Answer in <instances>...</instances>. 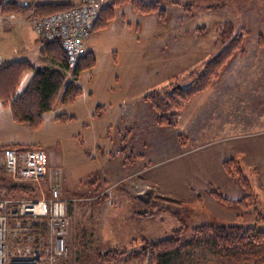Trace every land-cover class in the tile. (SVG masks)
<instances>
[{
	"label": "rangeland",
	"instance_id": "374dc122",
	"mask_svg": "<svg viewBox=\"0 0 264 264\" xmlns=\"http://www.w3.org/2000/svg\"><path fill=\"white\" fill-rule=\"evenodd\" d=\"M60 1L63 0H29V4L75 5L79 0ZM109 2L111 0L102 1L104 5ZM159 2L165 10L164 19L155 12L142 13L122 4L115 10L116 17L113 18V12L104 28L92 30L87 41L93 43L95 65L81 70L78 75L76 82L82 89L81 94L72 103H62V88L53 108L43 115L36 129L13 121L9 108L0 107V199L7 202L5 214L9 219L3 264H149L153 260L146 255L128 256L141 250L145 244L142 239L176 235H180V240L189 239L196 230L193 217H189L192 213L188 212L191 202L167 196L150 180L147 171L213 138L216 131L208 129H215L219 121H210L206 116L203 128L200 127L199 142L191 141L190 130L182 127L184 108L178 117V129L169 131L167 127L155 125V114L144 96L173 81L187 85L188 73L220 50L223 43L216 31L219 25H234L233 34L242 35L243 53L234 52L231 60L222 66L218 80L210 83L214 97L206 104L204 113L212 112L219 119L232 113L234 121L244 130L240 134L264 122V0ZM178 4H190V12H185ZM206 6L213 9H203ZM31 11L23 15L14 13L13 20L0 25L15 24L9 30L12 44L21 40L18 27L24 33V41L18 45L19 53L9 60L54 67L50 59L39 55L38 47L48 40L37 37L33 30L35 19L49 13L34 15ZM123 12H127L125 20L119 14ZM5 14L0 11V15ZM22 17L28 21L17 26ZM32 74V70L23 74L17 92L26 87ZM148 77H155V81ZM227 88L230 90L226 91ZM221 94L237 100L224 99ZM124 99L131 108L123 109ZM194 101L190 104L191 110L198 105V99ZM63 114L71 118L58 119ZM220 133L218 136H223ZM12 144L18 145L15 148H40L47 153L46 175L38 182L27 183L32 190L30 193L14 188L11 176L4 169L3 151ZM53 198L65 202L69 219L64 238L66 254L54 261L51 255L55 239L48 217L16 214L24 204ZM196 200L201 206L202 200ZM257 208L254 202L249 214L222 223L257 225L264 229V222L256 221L260 216ZM112 249L126 253L121 256L115 251L104 255ZM193 252L199 264H220L221 257L212 255L206 246L195 248ZM186 261L188 259L185 264ZM169 264L181 263L174 258Z\"/></svg>",
	"mask_w": 264,
	"mask_h": 264
},
{
	"label": "trees",
	"instance_id": "16d2710c",
	"mask_svg": "<svg viewBox=\"0 0 264 264\" xmlns=\"http://www.w3.org/2000/svg\"><path fill=\"white\" fill-rule=\"evenodd\" d=\"M122 4H128L133 9L142 13L158 14L160 19H164L165 10L160 7L159 0H111L108 4H101L97 10V21L92 26L94 29L104 28L107 20L113 15V8ZM70 3H43L38 5H30L29 3H18L16 1H0V11L5 13H15L23 15L29 11H33L34 15H43L45 13H53L52 11H60L70 7ZM181 5V4H178ZM185 12H190L191 5L180 6ZM203 9L212 10L213 7L206 6ZM31 11V12H32ZM112 13V14H111ZM234 25L224 23L219 25L216 31L219 33L220 42L223 43L220 50L208 61L200 63L194 70L188 73L187 85H181L177 81L170 82L165 86L156 88L155 91L147 93L144 100L149 104L150 109L155 114V125L158 127H167L175 131L178 129V117L180 111L185 107L195 95L206 90L211 82L217 81L222 66L231 60L234 52L243 53L242 35L240 33L233 34ZM199 32V31H198ZM262 43V37L259 41ZM46 46L53 47L56 52L51 55L58 58L60 68L54 69L50 67H35L28 62H13L0 65V103L7 105L11 112L13 121L17 123H26L30 128L36 129L43 120V115L50 111L56 103L60 91L62 103H72L81 94L82 89L76 80L81 70L90 69L95 63L92 52H85L72 68L68 67L67 57L60 48L57 41H49ZM71 70L70 77L65 72ZM26 70H33V75L27 83L26 87L17 92V87L22 73ZM71 116L59 115L58 119L68 120ZM182 135H177L180 138ZM13 145V144H12ZM18 145H8L6 147H14ZM5 147V148H6ZM4 148V149H5ZM223 167L227 174L236 179L244 191V196L231 200L217 193L209 192V194L223 208L233 211L237 216L249 214L250 206H254L256 195L250 183V175L255 172L245 170L241 164L239 157H232L223 161ZM247 171V173L245 172ZM16 189L30 193V185L27 183H15ZM29 184V183H28ZM197 199H199L197 197ZM256 210L254 207L253 213ZM260 214V213H259ZM261 218V214L259 216ZM259 217L256 221H259ZM194 233L188 240H180L179 236L172 238H155L152 240L142 239L145 244L138 252L129 253V257H139L146 255L150 257L149 264H169L174 258L179 259L181 264H199L193 256V250L201 246H206L212 255L220 256V264H263L264 263V229L258 228L257 225L240 226L238 224H223L213 221L206 224H200L193 227ZM148 241L150 246H147ZM151 246L153 248H151ZM155 248L157 253L155 255ZM190 249V250H187ZM187 250V251H186ZM123 255L126 252L116 249L107 250L105 254ZM110 252V253H108ZM112 252V253H111ZM115 254V255H116ZM203 254V253H202ZM153 256V257H152Z\"/></svg>",
	"mask_w": 264,
	"mask_h": 264
},
{
	"label": "crops",
	"instance_id": "0c3cea01",
	"mask_svg": "<svg viewBox=\"0 0 264 264\" xmlns=\"http://www.w3.org/2000/svg\"><path fill=\"white\" fill-rule=\"evenodd\" d=\"M23 1L18 3H29V0ZM66 1L77 0H63L60 2ZM118 8L120 7L116 6L113 8V18L116 17L115 10ZM119 14L123 17V20H125L127 12ZM97 16L94 20V23H92L93 26H95ZM20 21L21 22L17 24V26L24 24V22L26 23L28 20H25V18L23 19L22 17ZM14 25L15 24L4 25L0 27V51L2 55L0 65L13 62L30 63L27 60H9L12 58V55L19 53L18 45L21 44V40L24 41V33L21 27H18V37L21 40H19L18 44H12L10 42L11 38L9 36V30L14 27ZM88 39L89 37L84 41V50L85 52H92L94 56L92 51L93 43L90 42V40L87 41ZM46 45L47 43L38 47L39 55L50 59L53 62L54 67H43L59 69L60 64L58 58L53 56L56 50L53 47ZM25 72L22 73V76ZM65 72L67 76L70 77L69 70L65 69ZM22 76L19 80V83L22 79ZM151 78L152 77H148V80L155 81V77L153 79ZM222 80L225 83H228L224 80V78H222ZM154 84L155 82L152 85ZM210 88L211 87L198 93L189 102H187L184 107L185 114L182 127H184L185 130H190L187 131L190 133L189 135L191 141L194 140L199 142L201 138L199 131L202 130L200 127L203 128L202 122L207 116L209 117L208 120L210 121H219L218 126L215 129H208L213 132L216 131V134L213 135V138L208 139L207 142L198 144L185 153L171 158V160L158 163L151 170L147 171V175L150 180L158 185V187L161 188V191H163L167 196L172 198H180L183 201L189 203L191 202V208L188 212L192 213V215L189 214V217H193L192 221L196 223L195 225L206 224L213 221H218L221 223L226 221H236L239 216H237L235 212L220 206L217 201L209 194V192H217L231 200H236L244 196V191L238 181L229 176L223 167L224 160L232 157H239L242 166L245 167L246 170H252L255 172L253 175H250L249 178L253 192L256 195L255 204L259 207L257 210L261 214L259 221L264 222V122L262 124H256L253 127H249L248 132L240 134L239 132L244 130H242L243 128L237 124V121H234L232 113L223 115L220 119L219 116H214L212 112H207L205 114L204 112L207 110H205L206 104H208V102L214 97ZM215 88L217 91L220 90L219 86H215ZM225 90L228 91L230 88ZM219 95V92L215 94L216 97ZM196 99H198V105L191 110L190 104L192 101L194 103V100ZM224 99L237 100L234 98V96L230 98L226 97ZM216 100L219 101V98H216ZM125 101V99L122 100L123 109H125L127 106L128 108H131L132 106L125 104ZM1 106L9 108L8 106L1 105L0 103V107ZM259 119L262 120V118ZM238 121H240V119H238ZM168 130L170 131V129ZM193 131H195V134L197 133L196 136L195 134H192L194 133ZM219 132L223 133V136H218ZM197 197L202 200L201 206L197 204ZM194 201L196 202V205L192 206ZM193 208L199 209L196 210Z\"/></svg>",
	"mask_w": 264,
	"mask_h": 264
},
{
	"label": "built area",
	"instance_id": "2783aa9c",
	"mask_svg": "<svg viewBox=\"0 0 264 264\" xmlns=\"http://www.w3.org/2000/svg\"><path fill=\"white\" fill-rule=\"evenodd\" d=\"M102 1L79 0L77 4L68 8L37 17L33 23V30L41 39L57 41L66 54L68 67L72 68L76 61L85 54L83 42L91 33V23ZM14 17L13 13L0 15V25L13 20ZM1 57L0 51V62ZM3 165L15 183L38 182L46 175L48 156L40 148L6 147L3 151ZM6 204L7 202L0 199V264L4 261V249L9 234V219L5 214ZM22 207L16 214L48 217L55 239L51 260H57L65 255L64 238L69 225L65 202L58 198L49 201L41 199L34 203L24 204ZM26 264H31V262H26Z\"/></svg>",
	"mask_w": 264,
	"mask_h": 264
}]
</instances>
